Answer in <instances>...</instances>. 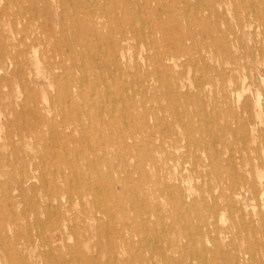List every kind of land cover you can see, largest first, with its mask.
<instances>
[{
  "label": "rangeland",
  "instance_id": "1",
  "mask_svg": "<svg viewBox=\"0 0 264 264\" xmlns=\"http://www.w3.org/2000/svg\"><path fill=\"white\" fill-rule=\"evenodd\" d=\"M131 1L0 0V64L6 65L0 72L1 264H71L77 260L75 264H80L82 258L95 256L99 264H149L146 260L154 258L157 248L151 246L159 244L158 237L168 242L179 239L186 251L196 246L210 249L202 261L182 251H169L172 264H264V0L229 4L219 0ZM115 40H120L118 45ZM55 47L63 53L55 55ZM175 53L173 60H163ZM71 84L76 87L73 92L68 90ZM93 115L97 116L94 127ZM24 173L30 180L20 192ZM51 191L58 201H52L53 211L47 213ZM145 220L150 229L142 223ZM58 225L64 233L54 230ZM130 230L140 235L135 237L133 250L125 245Z\"/></svg>",
  "mask_w": 264,
  "mask_h": 264
},
{
  "label": "bare ground",
  "instance_id": "2",
  "mask_svg": "<svg viewBox=\"0 0 264 264\" xmlns=\"http://www.w3.org/2000/svg\"><path fill=\"white\" fill-rule=\"evenodd\" d=\"M7 1V0H6ZM41 1V0H40ZM68 1V0H67ZM122 1H124V0H122ZM127 0H125V2H126ZM131 1V0H130ZM164 1V0H163ZM189 1V0H188ZM203 1V0H202ZM219 1H221V3H227V4H229V3H231V2H233V0H219ZM242 1V0H241ZM12 2H13V0H12ZM23 2V1H22ZM39 2V1H38ZM42 2H43V0H42ZM41 2V3H42ZM73 2V1H72ZM71 2V3H72ZM85 2V1H84ZM89 2V1H88ZM96 2V1H95ZM132 2V1H131ZM165 2V1H164ZM7 3V2H6ZM8 3H9V1H8ZM24 3V2H23ZM33 2H31V4H32ZM92 3V2H91ZM117 3V2H116ZM151 3V2H150ZM83 4V3H82ZM96 4H97V2H96ZM125 4V3H124ZM196 4V3H195ZM5 5H7V4H3V6H5ZM72 5V4H71ZM90 5V4H89ZM89 5H85L86 7H88ZM91 5H93V4H91ZM103 5H105V3L103 4ZM117 5V4H116ZM138 5V4H137ZM147 5V4H146ZM189 5V4H188ZM36 6V5H35ZM42 6V5H41ZM49 6V5H48ZM62 6V5H61ZM79 6V5H78ZM121 6V5H120ZM204 6H205V4H204ZM259 6V5H258ZM17 7H18V5H17ZM30 7H31V5H30ZM44 7V6H43ZM98 7V6H97ZM105 7V6H104ZM141 7V6H140ZM143 7V6H142ZM195 7V6H194ZM222 7V6H221ZM227 7V6H226ZM62 8V7H61ZM76 8V7H75ZM123 8H125V7H123ZM148 8H149V6H148ZM157 8V7H156ZM4 9V8H3ZM6 9V8H5ZM19 9V8H18ZM136 9V8H135ZM195 9V8H194ZM226 9H228V8H226ZM16 10V9H15ZM14 10V11H15ZM62 10H64V9H62ZM91 10V9H90ZM93 10V9H92ZM91 10V11H92ZM105 9H103V11H104ZM107 10V9H106ZM111 10V9H110ZM127 10H129V9H127ZM139 10V9H138ZM187 10V9H186ZM13 11V12H14ZM21 11V10H20ZM35 11H37V8H36V10ZM50 11V10H49ZM66 11H68L67 9H66ZM95 11V10H94ZM93 11V12H94ZM124 11V10H123ZM147 11H149V9L147 10ZM211 11H213L212 9H211ZM251 11V10H250ZM10 12V11H9ZM111 13H112V11H110ZM133 12V11H132ZM197 12V11H196ZM195 12V13H196ZM228 12V11H227ZM16 13V12H15ZM22 13H23V11H22ZM27 13V12H26ZM64 13V12H63ZM62 13V14H63ZM85 13V12H84ZM95 14H96V12H94ZM101 13V12H100ZM107 13V12H106ZM125 13V12H124ZM131 13V12H130ZM134 13H136V12H134ZM140 13V12H139ZM208 13H209V11H208ZM4 14V13H3ZM12 14V13H11ZM25 14V13H24ZM36 14H37V12H36ZM35 14V15H36ZM69 14V13H68ZM88 14V13H87ZM92 14V13H91ZM94 14V15H95ZM128 14V13H127ZM132 14V13H131ZM157 14V13H156ZM250 14V13H249ZM31 15H32V12H31ZM30 15V16H31ZM40 15H41V13H40ZM49 15V14H48ZM67 15V14H66ZM84 15V14H83ZM86 15V14H85ZM110 15V14H109ZM9 16V15H8ZM23 16V15H22ZM75 16V15H74ZM78 16V15H77ZM91 16V15H90ZM107 16H108V14H107ZM129 16V15H128ZM132 15H130V17H131ZM136 16V15H135ZM150 16V15H149ZM194 16V15H193ZM260 16V15H259ZM52 17V16H51ZM67 17V16H66ZM70 17H71V15H70ZM205 17H207V16H205ZM208 17H209V15H208ZM207 17V18H208ZM261 17V16H260ZM16 18H18V17H16ZM21 18V17H20ZM41 18H42V16H41ZM41 18H39V19H41ZM63 18H64V14H63ZM89 18V17H88ZM93 18V17H92ZM136 18V17H135ZM134 18V19H135ZM139 18V17H138ZM137 18V19H138ZM256 18V17H255ZM255 18H252L253 20L255 19ZM25 19V18H24ZM28 19V18H27ZM77 19V18H76ZM79 19V18H78ZM119 19V18H118ZM130 19V18H129ZM134 19H132L131 20V22L132 21H134ZM143 19V18H142ZM204 19H206V18H204ZM229 19V18H228ZM241 19V18H240ZM240 19H238V20H240ZM2 20V19H1ZM17 20V19H16ZM87 20V19H86ZM94 20V19H93ZM108 20V19H107ZM148 20V19H147ZM201 20H203V19H201ZM77 21V20H76ZM91 21V20H90ZM108 21H112V20H108ZM123 21H125V20H123ZM144 21V20H143ZM143 21H142V23H143ZM27 22H30V21H27ZM37 22V21H36ZM46 22V21H45ZM63 22V21H62ZM93 22V21H92ZM95 22V21H94ZM138 22V21H137ZM172 22H174V21H172ZM178 22H180V21H178ZM191 22V21H190ZM255 22H256V20H255ZM254 22V23H255ZM34 23V22H33ZM42 23V22H41ZM40 23V24H41ZM53 23V22H52ZM66 23V22H65ZM72 23V22H71ZM136 23V22H135ZM139 23V22H138ZM141 23V24H142ZM146 23V22H145ZM176 23V22H175ZM196 23V22H195ZM253 23V24H254ZM13 24H14V22H13ZM17 24V23H16ZM75 24V23H74ZM73 24V25H74ZM101 24H103V23H101ZM130 24V23H129ZM19 25V24H18ZM31 25V24H30ZM35 25V24H34ZM78 25V24H77ZM100 25V24H99ZM152 25H154V24H152ZM172 25V24H171ZM255 25V24H254ZM137 26V25H136ZM141 26H143V25H141ZM192 26H194V25H192ZM221 26V25H220ZM79 28L78 29H80V26H78ZM102 27V26H101ZM113 26H110L109 28H112ZM134 27H135V25H134ZM195 27V26H194ZM211 27V26H210ZM224 27H225V25H224ZM251 27V26H250ZM253 27V26H252ZM16 28V27H15ZM41 28V27H40ZM118 28V27H117ZM123 28H124V26H123ZM122 28V29H123ZM136 28V30L138 29L137 27H135ZM144 28V27H143ZM143 28H142V30H143ZM220 28H222V27H220ZM238 28V27H237ZM256 28H257V26H256ZM255 28V29H256ZM81 29H82V27H81ZM97 28H95V30H96ZM103 29V28H102ZM149 29H150V27H149ZM171 29V28H170ZM195 29V28H194ZM206 29V28H205ZM233 29V28H232ZM235 29V28H234ZM259 28H257V30H258ZM262 29V28H261ZM0 30H1V28H0ZM13 30H16V29H13ZM59 31V30H58ZM64 31V30H63ZM71 31V30H70ZM133 30H131V32H132ZM255 31V30H254ZM260 31V30H259ZM262 31V30H261ZM15 32H17V30L15 31ZM54 32V31H53ZM74 32V31H73ZM101 32V31H100ZM123 32H124V30H123ZM125 32H127V31H125ZM234 32V31H233ZM3 33V32H2ZM91 33V32H90ZM133 33V32H132ZM32 34H33V32H32ZM235 34V33H234ZM3 35V34H2ZM6 35V34H5ZM22 35V34H21ZM90 35V34H89ZM97 35V34H96ZM98 35H100L99 33H98ZM143 35V34H142ZM185 35V34H184ZM20 36V35H19ZM25 36V35H24ZM54 36V35H53ZM72 36H73V34H72ZM75 36V35H74ZM106 36V35H105ZM182 36H183V33H182ZM230 36H232L231 34H230ZM229 36V37H230ZM6 37V36H5ZM30 37H32V36H30ZM107 37V36H106ZM112 37V36H111ZM255 37V36H254ZM264 37V36H263ZM75 38V37H74ZM82 38H84V37H82ZM133 38V37H132ZM185 38V37H184ZM77 39V38H76ZM76 39H74V40H76ZM102 39V38H101ZM100 39V40H101ZM138 39V38H137ZM144 39H145V37H144ZM166 39V38H165ZM229 39V38H228ZM20 40V39H19ZM71 40V39H70ZM78 40H79V38H78ZM84 40V39H83ZM96 40V39H95ZM139 40V39H138ZM255 40H256V38H255ZM1 41V40H0ZM27 40H25V42H26ZM116 42H115V44L116 45H118L119 44V42H120V40H115ZM140 41V40H139ZM184 41V40H183ZM187 41V40H186ZM245 41V40H244ZM20 42V41H19ZM100 42V41H99ZM152 42V41H151ZM255 42V41H254ZM37 43H38V41H37ZM57 43V42H56ZM78 43V42H77ZM83 43V42H82ZM101 43V42H100ZM4 44V43H3ZM64 44V43H63ZM68 44V43H67ZM71 44V43H70ZM69 44V45H70ZM75 44H76V42H75ZM108 44V43H107ZM106 44V45H107ZM145 44V43H144ZM237 44V43H236ZM240 44H242V43H240ZM239 44V45H240ZM101 45V44H100ZM146 45V44H145ZM243 45H244V43H243ZM242 45V46H243ZM255 45V44H254ZM256 45H257V43H256ZM58 46V45H57ZM60 46H62V44H60ZM81 46H83V44L81 45ZM115 46V45H114ZM186 46V45H185ZM212 46V45H211ZM222 46V45H221ZM76 47V46H75ZM100 47V46H99ZM238 47V46H237ZM254 47V46H253ZM8 48V47H7ZM63 48V47H62ZM77 49H78V46L76 47ZM85 48H86V46H85ZM108 48V47H107ZM110 48V47H109ZM239 48V47H238ZM50 49V48H49ZM55 49L56 50H54V52H55V55H61L62 53H63V51H60V48L59 47H55ZM82 49V48H81ZM104 49V48H103ZM188 49V48H187ZM24 50V49H23ZM90 50V49H89ZM99 50V49H98ZM114 50V49H113ZM182 50V49H181ZM217 50V49H216ZM255 50V49H254ZM65 51V50H64ZM83 51V50H82ZM104 51H106L107 52V50H106V48H105V50ZM109 51H111V50H109ZM256 51V50H255ZM255 51H254V53H255ZM13 52V51H12ZM17 52V51H16ZM19 52V51H18ZM27 52V51H26ZM30 53V52H29ZM73 53H75V52H73ZM109 53V52H108ZM107 53V54H108ZM212 53V52H211ZM223 53V52H222ZM23 54V53H22ZM67 54V53H66ZM82 54H83V52H82ZM81 54V55H82ZM105 54V53H104ZM209 54V53H208ZM207 54V55H208ZM258 54V53H257ZM63 55H65V54H63ZM76 55V54H75ZM74 55V56H75ZM106 55V54H105ZM104 55V56H105ZM109 55H111V54H109ZM119 55V54H118ZM176 55H178V54H176L175 53V55H167V57H165L163 60L164 61H171V60H173L174 58H176L177 56ZM259 55V54H258ZM69 56V55H68ZM73 56V55H72ZM95 56V55H94ZM140 56H141V54H140ZM150 56V55H149ZM218 56H220V54L218 55ZM5 57H6V55L3 57V55H2V58H4L5 59ZM19 57V56H18ZM23 57V56H22ZM61 57H63V56H61ZM70 57V56H69ZM254 57H255V55H254ZM258 57V56H257ZM66 58V57H65ZM97 58H98V56H97ZM34 59V58H33ZM54 59V58H53ZM62 59V58H61ZM73 59V58H72ZM135 59H136V57H135ZM157 59V58H156ZM225 58H223V60H224ZM27 60V59H26ZM30 60V59H29ZM32 60V59H31ZM243 60H244V58H243ZM254 60V59H253ZM110 61V60H109ZM121 61V60H120ZM157 61V60H156ZM26 62V61H25ZM90 62H92V61H90ZM148 62V61H147ZM229 62V61H228ZM14 63H16V62H14ZM31 63V62H30ZM41 63V62H40ZM101 63V62H100ZM99 63V64H100ZM104 63H105V61H104ZM155 63V62H154ZM189 63H190V61H189ZM193 63V62H192ZM39 64V63H38ZM62 64V63H61ZM77 64V63H76ZM107 64V63H106ZM120 64V63H119ZM148 64V63H147ZM146 64V65H147ZM172 64V63H171ZM42 65V64H41ZM45 65V64H44ZM92 65V64H91ZM191 65H193V64H190V66ZM36 66V65H35ZM77 66H78V64H77ZM93 66V65H92ZM98 67H99V65H97ZM106 66V65H105ZM224 66V65H223ZM222 66V67H223ZM234 66V65H233ZM263 66H264V63H263ZM5 67H6V65H5V62H2L1 64H0V72L2 71V69H3V71H4V69H5ZM65 67V66H64ZM158 67V66H157ZM213 67V66H212ZM63 68V67H62ZM121 69H122V67H120ZM144 68V67H143ZM193 68V67H192ZM198 68H200V67H198ZM203 68V67H202ZM101 69V68H100ZM125 69V68H124ZM201 69V68H200ZM20 70V69H19ZM23 70H24V68H23ZM92 70H94L95 71V69H92ZM103 70H104V68H103ZM147 70V69H146ZM149 70V69H148ZM171 70V69H170ZM244 70V69H243ZM249 70V69H248ZM14 71V70H13ZM13 71L11 72V73H13ZM21 71V70H20ZM27 71V70H26ZM37 71V70H36ZM65 71V70H64ZM102 71V70H101ZM127 71H128V69H127ZM206 71V70H205ZM39 72V71H38ZM45 72V71H44ZM68 72H70L69 70H68ZM86 72H88V71H86ZM93 72V71H92ZM146 72V71H145ZM32 73V72H31ZM60 74H61V72H59ZM71 74H72V72H70ZM102 73H104L103 71H102ZM109 73H110V71H109ZM130 73V72H129ZM18 74H19V72H18ZM65 74H67V71H66V73ZM87 74V73H86ZM86 74H84V75H86ZM94 74V73H93ZM96 74V73H95ZM201 75H202V73H201ZM240 75V74H239ZM38 76V75H37ZM40 76V75H39ZM102 76V75H101ZM145 76H146V74H145ZM244 76V75H243ZM5 77V76H4ZM10 77V76H9ZM8 77V78H9ZM63 77H65V76H63ZM72 77H73V75H72ZM103 77V76H102ZM106 77V76H105ZM137 77V76H136ZM247 76H245L244 78H246ZM260 77V76H259ZM262 77V76H261ZM88 78V77H87ZM114 78V77H113ZM138 78V77H137ZM143 78V77H142ZM243 78V79H244ZM2 79V78H1ZM57 79H59V78H57ZM121 79V78H120ZM262 79H264V78H262ZM69 80V79H68ZM68 80H67V82H68ZM86 80V79H85ZM89 80V79H88ZM87 80V81H88ZM102 80H104V79H102ZM124 80V79H123ZM142 80V79H141ZM21 81V80H20ZM96 81V80H95ZM100 81V80H99ZM98 81V82H99ZM201 81V80H200ZM225 81V80H224ZM1 82V81H0ZM22 82V81H21ZM82 82V81H81ZM84 82V81H83ZM89 82V81H88ZM101 82V81H100ZM108 82V81H107ZM115 82V81H114ZM133 82V81H132ZM131 82V83H132ZM145 82V81H144ZM176 82V81H175ZM192 82V81H191ZM243 82H244V80H243ZM246 82V81H245ZM49 83V82H48ZM58 83V82H57ZM230 83H232V82H230ZM66 84V83H65ZM105 84V83H104ZM112 84V83H111ZM153 84V83H152ZM174 84V83H173ZM196 84V83H195ZM219 84H222V83H219ZM234 84H237V82H235ZM244 84V83H243ZM242 84V85H243ZM264 84V83H263ZM24 85V84H23ZM22 85V83H21V86H23ZM72 85V84H71ZM101 85V84H100ZM100 85H98V86H100ZM108 85V84H107ZM134 85V84H133ZM239 84H237V86H238ZM250 85V84H249ZM259 85V84H258ZM54 86V85H53ZM106 86V85H105ZM183 86V85H182ZM24 87V86H23ZM38 87V86H37ZM42 87V86H41ZM95 87H97V86H95ZM191 87H192V85H191ZM203 87V86H202ZM210 87V86H209ZM245 87V86H244ZM249 87H251V86H249ZM10 88V87H9ZM17 88V87H16ZM63 88V87H62ZM66 88V87H65ZM90 88V87H89ZM106 88H108V87H106ZM111 88V87H110ZM169 88V87H168ZM179 88V87H178ZM186 88V87H185ZM218 88V87H217ZM220 88V87H219ZM218 88V89H219ZM229 88V87H228ZM227 88V89H228ZM6 89V88H5ZM64 89V88H63ZM74 89H76V87L74 88V86L72 85L71 87L70 86H68V90H71L72 92H73V90ZM93 89V88H92ZM112 89V88H111ZM130 89V88H129ZM62 90V89H61ZM65 90H67V89H65ZM83 90V89H82ZM84 90H86V89H84ZM125 90V89H124ZM135 90V89H134ZM143 90V89H142ZM168 90V89H167ZM188 90V89H187ZM193 90V89H192ZM210 90V89H209ZM246 90V89H245ZM249 90H250V88H249ZM252 90V89H251ZM250 90V91H251ZM40 91V90H39ZM70 91V92H71ZM107 91V90H106ZM137 91V90H136ZM211 91V90H210ZM244 91V90H243ZM65 92V91H64ZM98 92V91H97ZM206 92V91H205ZM247 92V91H246ZM25 93V92H24ZM50 93V92H49ZM59 93V92H58ZM67 93H68V91H67ZM77 93V92H76ZM88 93H90V92H88ZM234 93V92H233ZM242 92H240V94H241ZM11 94V93H10ZM32 94V93H31ZM39 94V93H38ZM63 94V93H62ZM80 94V93H79ZM206 94H207V92H206ZM228 94V93H227ZM231 94H232V91H231ZM253 94V93H252ZM33 95H35V94H33ZM72 95H73V93H72ZM84 95V94H83ZM115 95V94H114ZM126 95V94H125ZM235 95V94H234ZM238 95V94H237ZM48 96V95H47ZM52 96V95H51ZM53 96H55V95H53ZM52 96V97H53ZM59 96V98H60V95H58ZM79 96V95H78ZM95 96V95H94ZM197 96V95H196ZM258 96V95H257ZM57 97V96H56ZM63 97V96H62ZM61 97V98H62ZM82 97V96H81ZM84 97V96H83ZM87 97V96H86ZM109 97V96H108ZM157 97H158V95H157ZM237 97V96H236ZM239 97V96H238ZM36 98V97H35ZM73 98V97H72ZM95 98V97H94ZM111 98H112V96H111ZM116 98H118V97H116ZM197 98V97H196ZM69 99V98H68ZM83 99V98H82ZM97 99V98H96ZM95 99V100H96ZM113 99V98H112ZM215 99V98H214ZM234 99V98H233ZM239 99V98H238ZM24 100V99H23ZM28 100V99H27ZM59 100V99H58ZM61 100V99H60ZM62 100H63V98H62ZM90 100H91V97H90ZM94 100V99H93ZM31 101V100H30ZM35 101H36V99H35ZM76 101H77V99H76ZM103 101V100H102ZM121 101V100H120ZM130 101V100H129ZM185 101V100H184ZM233 101V100H232ZM33 102H34V99H33ZM84 102V101H83ZM88 102V101H87ZM104 102V101H103ZM238 102V101H237ZM35 103H37V102H34V104ZM61 103V102H60ZM126 102H124V104H125ZM21 104V103H20ZM23 104H25V103H23ZM78 104H79V102H78ZM93 104V103H92ZM95 104H96V101H95ZM115 104V103H114ZM205 104V103H204ZM65 105V104H64ZM66 105H67V101H66ZM77 105V104H76ZM90 105V104H89ZM104 105V104H103ZM218 105H219V103H218ZM21 106V105H20ZM23 106V105H22ZM30 107H31V105H29ZM68 106V105H67ZM72 106H74V105H72ZM84 106H86V105H84ZM84 106H82V108L84 107ZM107 106H109L108 104H107ZM225 106V105H224ZM230 106V105H229ZM252 106V105H251ZM28 107V106H27ZM39 107V106H38ZM57 107V106H56ZM58 107H59V104H58ZM68 107H70V106H68ZM81 107V106H80ZM87 107H88V105H87ZM116 107V106H115ZM260 107V106H259ZM22 108H24V107H22ZM32 108V107H31ZM30 108V109H31ZM62 108H63V106H62ZM65 108V107H64ZM102 108H103V106H102ZM139 108V107H138ZM250 108H252V107H250ZM40 109V108H39ZM60 109V108H59ZM69 109V108H68ZM101 109V108H100ZM100 109H98V110H100ZM109 109H111V108H108V110ZM178 109V108H177ZM176 109V111H178ZM256 109V108H255ZM17 110V109H16ZM54 110V109H53ZM66 110V109H65ZM83 110V109H82ZM85 110V109H84ZM97 110V111H98ZM130 110V109H129ZM191 110V109H190ZM259 110H261V109H259ZM20 111H21V109H20ZM24 111H25V109H24ZM40 111V110H39ZM61 111V110H60ZM69 111V110H68ZM89 112H90V110H88ZM87 111V112H88ZM94 111V110H93ZM97 111H95V112H97ZM126 111H128V110H126ZM161 111V110H160ZM207 111V110H206ZM70 112V111H69ZM68 112V114H70ZM80 112V111H79ZM86 112V113H87ZM100 112H101V110H100ZM261 112V111H260ZM22 113H23V111H22ZM110 113V112H109ZM184 113V112H183ZM1 114V113H0ZM25 114V113H24ZM40 114H41V112H40ZM55 114V113H54ZM98 114V113H97ZM108 114V113H107ZM169 114V113H168ZM91 115V114H90ZM90 115H88L89 117H91ZM179 115V114H178ZM263 115V114H262ZM262 115H260V116H262ZM16 116V115H15ZM44 116V115H43ZM54 116V115H53ZM59 116H60V114H59ZM62 116V115H61ZM118 116V115H117ZM35 117L37 118V116L35 115ZM42 117V116H41ZM72 117H73V115H72ZM82 117V116H81ZM86 117H87V115H86ZM145 117H148V115L146 114V116ZM250 117H251V115H250ZM78 118V117H77ZM103 118V117H102ZM252 118V117H251ZM45 119V118H44ZM66 119V118H65ZM94 119H97V116H94L93 115V117H92V120L90 121L91 122V125H92V127H94L95 126V122H94ZM122 119V118H121ZM142 119H144V117L142 118ZM1 120V119H0ZM46 120V119H45ZM69 120V119H68ZM72 120V119H71ZM76 120V119H75ZM78 120V119H77ZM89 120V119H88ZM106 120V119H105ZM110 120V119H109ZM117 120H119V119H117ZM199 120V119H198ZM23 121V120H22ZM64 121V120H63ZM74 121V120H73ZM111 121V120H110ZM235 121H237V120H235ZM248 121V120H247ZM29 122V121H28ZM31 122V121H30ZM42 122V121H41ZM68 122V121H67ZM83 121L81 120V123H82ZM175 122V121H174ZM196 122V121H195ZM251 122H252V120H251ZM10 123V122H9ZM55 123V122H54ZM53 123V124H54ZM106 123V122H105ZM108 123V122H107ZM209 123V122H208ZM16 124V123H15ZM18 124V123H17ZM39 124V123H38ZM50 124V123H49ZM79 124V123H78ZM119 124V123H118ZM123 124V123H122ZM246 124H248V123H246ZM70 125V124H69ZM80 125H82V124H80ZM106 125V124H105ZM104 125V126H105ZM114 125V124H113ZM235 125V124H234ZM244 125V124H243ZM252 125V124H251ZM256 125V124H255ZM52 126H54V125H52ZM108 126H109V124H108ZM115 126V125H114ZM119 126H121V125H119ZM201 126V125H200ZM236 126H238V125H236ZM248 126V125H247ZM257 126V125H256ZM20 127V126H19ZM61 127H63V126H61ZM78 127V126H77ZM232 127V126H231ZM254 127V126H253ZM25 129H26V127H24ZM30 128V127H29ZM35 128V127H34ZM52 128H54V127H52ZM71 128V127H70ZM82 128V127H81ZM102 128H105V127H102ZM209 128V127H208ZM207 128V129H208ZM212 128H213V126H212ZM220 128H222V127H220ZM51 129V128H50ZM82 129H84V128H82ZM85 129H87V128H85ZM94 129V128H93ZM96 129V128H95ZM179 129H180V127H179ZM245 129V128H244ZM248 129V128H247ZM14 130V129H13ZM57 130V129H56ZM113 130V129H112ZM118 130V129H117ZM176 129L174 128V131H175ZM210 130H211V128H210ZM213 130H214V128H213ZM252 130V129H251ZM8 131V130H7ZM44 131V130H43ZM52 131V130H51ZM55 131V130H54ZM59 130H57V132H58ZM65 131V130H64ZM63 131V132H64ZM87 131H88V129H87ZM92 131V130H91ZM161 131V130H160ZM235 131V130H234ZM9 133H10V129H9V131H8ZM66 132V131H65ZM103 132V131H102ZM209 132H211V131H209ZM221 132H222V130H221ZM238 132V131H237ZM17 133H19V132H17ZM55 133V132H54ZM69 133V132H68ZM118 134H119V131L117 132ZM128 133V132H127ZM183 134H184V132H182ZM218 133V132H217ZM252 133V132H251ZM250 133V134H251ZM8 134V133H7ZM20 134V133H19ZM28 134V133H27ZM51 134V133H50ZM87 134V133H86ZM89 134H90V132H89ZM111 134V133H110ZM109 134V135H110ZM113 134H115V133H113ZM118 134H115V136H117ZM126 134V133H125ZM152 134V133H151ZM211 134V133H210ZM29 135H31V134H29ZM61 135V134H60ZM59 135V136H60ZM92 135V134H91ZM181 135V134H180ZM188 135V134H187ZM217 135V134H216ZM238 135V134H237ZM241 135H242V133H241ZM32 136V135H31ZM65 136H67V135H65ZM88 136V135H87ZM94 136V135H93ZM114 136V137H115ZM132 136V135H131ZM206 136V135H205ZM236 136V135H235ZM239 136V135H238ZM248 136V135H247ZM250 136V135H249ZM248 136V137H249ZM14 137V136H13ZM41 137V136H40ZM55 137V136H54ZM53 137V138H54ZM70 137H71V135H70ZM74 137V136H73ZM76 137V136H75ZM89 137H91V136H89ZM157 137V136H156ZM218 137V136H217ZM256 137V136H255ZM38 138V137H37ZM98 138H99V136H98ZM103 138V137H102ZM107 138V137H106ZM121 138V137H120ZM123 138V137H122ZM245 137H243V139H244ZM42 139H43V137H42ZM52 139V138H51ZM230 139V138H229ZM259 139V138H258ZM35 140H37L36 138H35ZM66 140V139H65ZM72 140V139H71ZM78 141H79V139H77ZM97 140V139H96ZM103 140V139H102ZM168 140V139H167ZM215 140V139H214ZM246 140V139H245ZM264 140V139H263ZM46 141V140H45ZM49 141V140H48ZM88 141H90V140H88ZM93 141V140H92ZM198 141V140H197ZM204 141V140H203ZM218 141V140H217ZM255 141H256V139H255ZM23 142V141H22ZM41 142H43V141H41ZM57 142V141H56ZM66 142H67V140H66ZM69 142V141H68ZM81 142V141H80ZM95 142V141H94ZM97 142V141H96ZM103 142V141H102ZM123 142V141H122ZM158 142V141H157ZM259 142V141H258ZM59 143V142H58ZM83 143V142H82ZM89 143V142H88ZM100 143V142H99ZM98 143V144H99ZM183 143V142H182ZM191 143H193V145L196 147V146H200L201 144H198L196 141L194 142H192L191 141ZM204 143V142H203ZM202 143V144H203ZM215 143H217V142H215ZM219 143V142H218ZM253 143V142H252ZM62 144V143H61ZM70 144V143H69ZM68 144V145H69ZM167 144V143H166ZM213 144V143H212ZM45 145V144H44ZM43 145V146H44ZM80 145V144H79ZM89 145V144H88ZM97 145V144H96ZM144 145V144H143ZM146 145V144H145ZM264 145V144H263ZM46 147H47V145H45ZM44 146V147H45ZM49 146V145H48ZM51 147H52V145H50ZM70 146V145H69ZM76 146V145H75ZM85 146V145H84ZM178 146H180V145H178ZM204 146V145H203ZM244 146V145H243ZM259 146V145H258ZM58 147V146H57ZM104 147V146H103ZM127 147V146H126ZM187 147V146H186ZM200 147H202V146H200ZM205 147H207V146H205ZM39 148V147H38ZM37 148V149H38ZM61 148V147H60ZM66 148V147H65ZM97 148H99V147H97ZM101 148V147H100ZM131 148V147H130ZM182 148V147H181ZM180 148V149H181ZM208 148V147H207ZM245 148V147H244ZM248 148V147H247ZM18 149V148H17ZM23 149V148H22ZM51 149V148H50ZM76 149H77V147H76ZM81 149V148H80ZM79 148L77 149V151L78 150H80ZM91 149V148H90ZM174 149V148H173ZM177 149V148H176ZM253 149V148H252ZM39 150H40V148H39ZM44 150V149H43ZM63 150V149H62ZM68 150V149H67ZM73 150V149H72ZM71 150V151H72ZM84 150V149H83ZM98 150H100V149H98ZM139 150H141V149H139ZM187 150H188V148H187ZM14 151V150H13ZM61 151V150H60ZM70 151V150H69ZM81 151V150H80ZM105 151V150H104ZM182 151V150H181ZM233 151V150H232ZM257 151V150H256ZM7 152V151H6ZM53 152V151H52ZM51 152V153H52ZM63 152H66L65 150L63 151ZM68 152V151H67ZM100 152V151H99ZM178 152V151H177ZM262 152H264V151H262ZM23 153V152H22ZM31 153V152H30ZM79 153V152H78ZM92 153H94V152H92ZM105 153V152H104ZM232 153V152H231ZM239 153H241V151L239 152ZM239 153H237V154H239ZM64 154V153H63ZM69 154V153H68ZM72 154V153H71ZM77 154V153H76ZM96 154V153H95ZM204 154H205V152H204ZM25 155V154H24ZM75 155V154H74ZM86 155V154H85ZM85 155H83V156H85ZM257 155V154H256ZM19 156H20V154H19ZM62 156V155H61ZM89 156V155H88ZM21 157V156H20ZM24 157V156H23ZM42 157H43V155H42ZM54 157H56V156H54ZM60 157V156H59ZM133 157V156H132ZM241 157V156H240ZM27 158V157H26ZM29 158V157H28ZM41 158V157H40ZM44 158V157H43ZM53 158V157H52ZM61 158V157H60ZM99 158V157H98ZM111 158V157H110ZM109 158V159H110ZM216 158V157H215ZM10 159V158H9ZM24 159V158H23ZM38 159V158H37ZM51 159V158H50ZM65 159V158H64ZM66 159H69V158H66ZM85 160H86V158H84ZM232 159H234V158H232ZM241 159V158H240ZM30 160H32V159H30ZM39 160V159H38ZM52 160V159H51ZM58 160V159H57ZM63 160V159H62ZM70 160H73V159H70ZM185 160V159H184ZM243 160V159H242ZM24 161V160H23ZM41 161H42V159H41ZM64 161V160H63ZM94 161V160H93ZM187 161V160H186ZM220 161V160H219ZM9 162V161H8ZM17 162H18V159H17ZM37 162V161H36ZM46 162H48V161H46ZM45 162V163H46ZM72 162V161H71ZM94 162H96V161H94ZM100 162V161H99ZM103 162V161H102ZM109 162V161H108ZM30 163V162H29ZM51 163H52V161H51ZM88 163V162H87ZM91 163V162H90ZM197 163H198V161H197ZM25 164V163H24ZM36 164V163H35ZM48 164V163H47ZM54 164V163H53ZM57 164V163H56ZM66 164V163H65ZM69 164H70V162H69ZM89 164V163H88ZM183 164V163H182ZM215 164H217V163H215ZM11 165V164H10ZM26 165V164H25ZM30 165V164H29ZM46 165V164H45ZM52 165V164H51ZM50 165V166H51ZM71 165V164H70ZM148 165V164H147ZM150 165V164H149ZM186 165V164H185ZM184 165V166H185ZM210 165V164H209ZM249 165V164H248ZM37 166V165H36ZM56 166V165H55ZM117 166V165H116ZM247 166V165H246ZM263 166V165H262ZM25 167V166H24ZM98 167V166H97ZM196 167V166H195ZM204 167V166H203ZM202 167V168H203ZM29 169H30V166L28 167ZM49 168V167H48ZM63 168V167H62ZM102 168V167H101ZM131 168V167H130ZM199 168H201V167H199ZM21 169H23V168H21ZM20 169V170H21ZM32 169H33V167H32ZM43 169V168H42ZM50 169H52V168H50ZM49 169V170H50ZM55 169V168H54ZM60 169V168H59ZM103 169V168H102ZM116 169H117V167H116ZM119 169V168H118ZM117 169V170H118ZM257 169V168H256ZM28 170V169H27ZM38 169H36V171H37ZM47 170V169H46ZM186 170V169H185ZM193 170V169H192ZM191 170V171H192ZM203 170H205V169H203ZM250 170V169H249ZM14 171V170H13ZM29 171V170H28ZM35 171V170H34ZM53 171V170H52ZM56 171V170H55ZM58 171V170H57ZM67 171V170H66ZM171 171H173V170H171ZM210 171V170H209ZM260 171V173H262L261 172V170H259ZM21 172V171H20ZM45 172V171H44ZM60 172V171H59ZM69 172V171H68ZM76 172V171H75ZM90 172V171H89ZM125 172V171H124ZM193 172V171H192ZM28 173V172H27ZM33 173V172H32ZM37 173H39V172H37ZM41 173V172H40ZM46 173V172H45ZM50 173V172H49ZM58 173V172H57ZM71 173V172H70ZM82 173V172H81ZM111 173V172H110ZM109 173V174H110ZM63 174H64V172H63ZM114 174V173H113ZM126 174V173H125ZM247 174H249V173H247ZM257 174V173H256ZM42 175V174H41ZM61 175H62V173H61ZM38 176V175H37ZM45 176V175H44ZM51 176H53V175H51ZM63 176V175H62ZM64 176H66V175H64ZM107 176V175H106ZM118 176V175H117ZM250 176V175H249ZM259 176V175H258ZM262 176V175H261ZM264 176V175H263ZM35 177V176H34ZM42 177H43V175H42ZM55 177H56V175H55ZM77 177V176H76ZM95 177V176H94ZM121 177V176H120ZM182 177V176H181ZM260 177V176H259ZM258 177V178H259ZM9 178V177H8ZM15 178V177H14ZM22 178V180H21V186L19 187L18 186V190L20 191V192H23V186H24V184L26 183V182H28L29 180H30V176L28 175V174H26V173H24L23 174V177H21ZM44 178V177H43ZM48 178V177H47ZM70 178H71V176H70ZM73 178V177H72ZM80 178H81V176H80ZM177 178V177H176ZM208 178V177H207ZM206 178V179H207ZM251 178V177H250ZM49 179H51V178H49ZM64 179V178H63ZM124 179V178H123ZM188 179V178H187ZM205 179V178H204ZM212 179V178H211ZM216 179V178H215ZM40 180V179H39ZM45 180V179H44ZM86 180H88V178L86 179ZM161 180V179H160ZM199 180V179H198ZM197 180V181H198ZM208 180H210V179H208ZM213 180V179H212ZM43 181V180H42ZM81 181H85V180H81ZM108 181V180H107ZM190 181H191V179H190ZM189 181V182H190ZM200 181V180H199ZM216 181H218V180H216ZM238 181V180H237ZM17 182V181H16ZM44 182V181H43ZM115 182V181H114ZM188 182V181H187ZM193 182V181H192ZM209 182V181H208ZM210 182H212V181H210ZM29 183V182H28ZM38 183V182H37ZM49 183V182H48ZM50 183H52V182H50ZM81 183V182H80ZM205 183V182H204ZM207 183V182H206ZM239 183V182H238ZM261 183H262V181H261ZM43 184V183H42ZM70 184V183H69ZM72 184V183H71ZM117 184H119V183H117ZM10 185V184H9ZM121 185V184H120ZM188 185V184H187ZM212 184H210V186H211ZM12 186V185H11ZM44 186H46V185H44ZM56 186H57V184H56ZM79 185H77V187H78ZM83 186H84V184H83ZM49 187V186H48ZM96 187H97V185H96ZM102 188V187H101ZM105 188V187H104ZM115 188V187H114ZM124 188V187H123ZM239 188H240V186H239ZM2 189H3V186H2ZM25 189V188H24ZM70 189V188H69ZM131 189V188H130ZM71 190V189H70ZM70 190H67V191H70ZM79 190V189H78ZM81 190V189H80ZM94 190V189H93ZM240 190V189H239ZM254 190V189H253ZM7 191H8V189H7ZM89 191H90V189H89ZM105 190H103V192H104ZM122 191V190H121ZM126 193H127V191H126V189L124 190ZM217 191V190H216ZM36 192V191H35ZM52 192V191H51ZM51 192H50V194H51ZM66 192V191H65ZM82 193H83V191H81ZM92 192V191H91ZM106 192H107V190H106ZM105 192V193H106ZM112 192V191H111ZM123 192V191H122ZM188 192H189V190H188ZM195 192V191H194ZM261 192V191H260ZM4 193V192H3ZM117 193V192H116ZM139 193V192H138ZM169 193V192H168ZM207 193V192H206ZM256 193V192H255ZM5 194V193H4ZM52 196H50L51 198H50V202L51 203H49V204H47L46 206H45V212H47V213H49V212H51V211H53V208H52V201H58V199H57V195H56V192L55 193H53L52 192ZM69 194H71V193H69ZM68 194V195H69ZM92 194V193H91ZM100 194V193H99ZM104 194V193H103ZM170 194V193H169ZM208 194V193H207ZM262 194V193H261ZM74 195V194H73ZM88 195V194H87ZM105 195V194H104ZM110 195V194H109ZM123 195H124V192H123ZM165 195V194H164ZM201 195V194H200ZM239 195H242L241 193H239ZM8 196V195H7ZM12 196V195H11ZM32 196V195H31ZM78 196H80V194L78 195ZM99 196V195H98ZM97 196V197H98ZM113 196V195H112ZM139 196V195H138ZM173 196V195H172ZM202 196V195H201ZM214 196V195H213ZM262 196V195H261ZM63 197V196H62ZM72 196H70V198H71ZM74 197V196H73ZM96 197V196H95ZM107 197V196H106ZM205 197V196H204ZM233 197V196H232ZM2 198V197H1ZM6 198V197H5ZM66 198V197H65ZM64 198V199H65ZM84 198V197H83ZM82 198V199H83ZM210 198V197H209ZM62 199V198H61ZM76 199V198H75ZM101 199V198H100ZM118 199V198H117ZM142 199V198H141ZM226 199H227V197H226ZM8 200V199H7ZM99 200V199H98ZM113 200V199H112ZM147 200H148V198H147ZM213 200V199H212ZM24 201H26V200H24ZM95 202H96V200H94ZM111 201V200H110ZM115 201V200H114ZM128 201V200H127ZM183 201V200H182ZM195 201H197V200H195ZM262 201V200H261ZM94 202V203H95ZM113 202V201H112ZM126 202V201H125ZM130 202V201H129ZM185 202V201H184ZM183 202V203H184ZM213 202V201H212ZM218 202V201H217ZM263 203H264V201H262ZM84 203V202H83ZM82 203V204H83ZM97 203L99 204V202L97 201ZM128 203V202H127ZM126 203V204H127ZM142 203H143V201H142ZM141 203V204H142ZM245 203H246V201H245ZM255 203H256V201H255ZM11 204H12V202H11ZM71 204V203H70ZM85 204V203H84ZM119 204V203H118ZM132 204V203H131ZM146 204V203H145ZM226 204H228V203H226ZM236 204V203H235ZM253 204V203H252ZM33 205V204H32ZM116 205V204H115ZM183 205V204H182ZM196 205V204H195ZM241 205V204H240ZM244 205V204H243ZM250 205V204H249ZM54 206V205H53ZM97 207H99V206H102V204L101 205H96ZM104 206H105V204H104ZM187 206H189V205H187ZM186 206V207H187ZM207 206H208V204H207ZM245 206V205H244ZM137 207V206H136ZM141 207V206H140ZM139 207V208H140ZM209 207V206H208ZM211 207H212V205H211ZM230 207H232V206H230ZM13 208V207H12ZM26 208V207H25ZM56 208V207H55ZM100 208V207H99ZM106 208H107V206H106ZM108 208H110V207H108ZM252 208V207H251ZM254 208L255 207H253V210H254ZM14 209V208H13ZM57 209V208H56ZM134 209V208H133ZM142 209V208H141ZM188 209V208H187ZM186 209V210H187ZM211 209V208H210ZM212 209H215V208H213L212 207ZM212 209H211V211H212ZM247 209V208H246ZM1 210H2V208H1ZM36 210V209H35ZM34 210V211H35ZM100 210H101V208H100ZM103 210V209H102ZM101 210V211H102ZM105 210V209H104ZM103 210V211H104ZM128 210V209H127ZM131 210H132V208H131ZM139 210V209H138ZM146 210V209H145ZM149 210V209H148ZM185 210V211H186ZM189 211V213H190V208L188 209ZM256 210V209H255ZM9 211V210H8ZM24 211V210H23ZM59 212H62L61 211V209L60 210H58ZM102 211V213L103 214H106V211H104L103 212ZM110 211V213L109 214H111V210H109ZM211 211H209V213L211 212ZM10 212V211H9ZM14 212V211H13ZM25 212V211H24ZM23 212V213H24ZM107 212H108V210H107ZM254 212V211H253ZM147 213H149V211L147 212ZM188 213V214H189ZM212 213V212H211ZM222 213V212H221ZM251 213V212H250ZM256 213V212H255ZM9 214V213H8ZM136 214H138V213H136ZM144 214V212L142 213V215ZM237 214V213H236ZM263 214V213H262ZM25 215V214H24ZM32 215V214H31ZM30 215V216H31ZM61 215V214H60ZM150 215V214H149ZM159 215V214H158ZM29 216V215H28ZM54 216V215H53ZM96 216V215H95ZM189 216V215H188ZM243 216H245V215H243ZM262 216V215H261ZM261 216H260V218H261ZM144 217V216H143ZM155 217V216H154ZM223 217V216H222ZM256 217V216H255ZM96 218H97V216H96ZM111 218V217H110ZM132 218V217H131ZM153 218V217H152ZM190 218V217H189ZM204 218V217H203ZM225 218V217H224ZM149 219V218H148ZM160 219H161V217H160ZM185 219V218H184ZM216 219H218V218H216ZM251 219V218H250ZM130 220V219H129ZM143 220V219H142ZM147 220V219H146ZM146 220L145 221H142V223L148 228V229H150V223H148V222H146ZM208 220V219H207ZM225 220V219H224ZM242 220V219H241ZM56 221V220H55ZM64 221V220H63ZM66 221H69V219L68 220H66ZM185 221V220H184ZM229 221V220H228ZM255 221V220H254ZM3 222V221H2ZM53 222V221H52ZM116 222V221H115ZM215 222V221H214ZM218 222V221H217ZM223 222H225V221H220V223H223ZM30 222L28 221V224H29ZM127 224H128V222H126ZM155 223V222H154ZM245 223V222H244ZM262 223V222H261ZM52 224V223H51ZM83 224H85V222L83 223ZM102 224V223H101ZM115 224V223H114ZM256 224V223H255ZM30 225V224H29ZM75 225V224H74ZM108 225V224H107ZM164 225V224H163ZM175 225V224H174ZM207 225V224H206ZM76 226V225H75ZM127 226V225H126ZM130 226H132L131 224H130ZM188 226V225H187ZM262 226H263V224H262ZM2 227V226H1ZM4 227V226H3ZM61 226L60 225H58V226H56L55 227V229L54 230H60L59 232L60 233H62L63 232V230H62V228H60ZM65 227L66 228H68L69 229V227L70 226H68V224L67 225H65ZM113 227V226H112ZM112 227L109 229L110 231H113V229H112ZM122 227H123V224H122ZM128 227V226H127ZM126 227V228H127ZM172 227H174V226H172ZM201 227V226H200ZM255 227V226H254ZM71 228V227H70ZM98 228V227H97ZM114 228V227H113ZM236 228H237V226H236ZM251 228H253V227H251ZM51 229H52V227H51ZM108 229V228H107ZM121 229V228H120ZM122 229H124V228H122ZM138 229V228H137ZM173 229V228H172ZM30 230V229H29ZM108 230V231H109ZM197 230V229H196ZM264 230V229H263ZM50 231H52V230H50ZM79 231V230H78ZM118 231V230H117ZM203 231V230H202ZM211 231V230H210ZM73 232H75V231H73ZM101 232V230L99 231V233ZM166 232V231H165ZM5 233H7V232H5ZM23 233V232H22ZM29 233H30V231H29ZM64 233V232H63ZM113 233V232H112ZM203 233V232H202ZM219 233V232H218ZM247 233H248V231H247ZM211 234V233H210ZM18 235H20V234H18ZM18 235H17V237H18ZM30 235V234H29ZM101 235V234H100ZM99 235V236H100ZM130 238H129V240H126V242H125V245H126V247H127V249L128 250H133L134 248H136L135 247V245H134V243H136L135 241V237L136 238H139L140 237V235L139 234H135V232H132V230H130ZM2 236V235H1ZM208 236V235H207ZM247 236H248V234H247ZM8 237V236H7ZM75 237V236H74ZM108 236H106V238H107ZM150 237V236H149ZM151 237H153V236H151ZM197 238V237H196ZM216 238H219V237H216ZM228 238V237H227ZM248 238V237H247ZM33 239V238H32ZM72 239V238H71ZM86 239V238H85ZM107 239H109V238H107ZM152 239V241L154 240V238H151ZM9 240V239H8ZM110 240V239H109ZM194 240V239H193ZM212 240V239H211ZM210 240V241H211ZM219 240V239H218ZM28 241V240H27ZM30 241V240H29ZM157 242L159 243L157 246H151V249L153 250V248L155 247V248H157V249H155L154 251H153V253H154V255L155 256H153L154 258H152V261H151V259H147L146 260V262H148L149 264H172L173 263V259L170 257V256H168V254H169V251H170V253H178V252H181L182 251V254H185V255H189V256H196V257H199V258H201V261H202V259H204V254L205 253H208V252H206V251H208V250H210V249H208L206 246V248L204 247V248H198L197 246L196 247H191V249L189 250V251H186V250H184V248H183V246L181 245V242L182 241H180L179 239L178 240H175V241H173L172 240V242L170 241V242H168V240L165 238V237H158L157 238ZM101 243V242H100ZM110 243V242H109ZM144 243V242H143ZM149 243V242H148ZM153 243V242H152ZM169 243V244H168ZM195 243V242H194ZM215 243V242H214ZM27 244V243H26ZM50 244V243H49ZM69 244V243H68ZM184 244V243H183ZM4 245V244H3ZM14 245V244H13ZM15 245H17V244H15ZM41 245H42V243H41ZM51 245V244H50ZM109 245V244H108ZM114 245V244H113ZM193 245V244H192ZM205 245V244H204ZM244 245V244H243ZM255 245H256V243H255ZM8 246V245H7ZM29 246V245H28ZM80 246V245H79ZM99 246V245H98ZM141 246V245H140ZM143 246H145V245H142V247ZM68 247V246H67ZM114 247V249H115V246H113ZM113 247H111L112 248V250H113ZM148 247H149V245H148ZM147 247V248H148ZM211 247V246H210ZM216 247V246H215ZM5 248V247H4ZM7 248V247H6ZM51 248V247H50ZM81 248V247H80ZM138 248H139V245H138ZM145 248V247H144ZM7 249H11V248H7ZM101 249V248H100ZM221 249V248H220ZM234 249V248H233ZM99 250V249H98ZM111 250V249H110ZM216 250H217V248H216ZM222 250V249H221ZM45 251V250H44ZM58 251V250H57ZM73 251V250H72ZM76 251H78V250H76ZM114 251V250H113ZM112 251V252H113ZM213 251H215V250H213ZM212 252V251H211ZM8 253V252H7ZM45 253H47V251L45 252ZM73 253V252H72ZM71 253V254H72ZM76 253V252H75ZM136 253V252H135ZM98 254V253H97ZM96 254V255H97ZM100 254V253H99ZM132 254V253H131ZM49 255H50V253H49ZM60 255V254H59ZM79 255V254H78ZM136 255H137V253H136ZM51 256V255H50ZM53 256V255H52ZM65 256V255H64ZM74 256V255H73ZM76 256H77V254H76ZM111 256V255H110ZM132 256H134V255H132ZM207 256V255H206ZM205 256V257H206ZM238 256V255H237ZM8 257H9V255H8ZM20 257H21V255H20ZM72 257V256H71ZM80 257V256H79ZM112 257V256H111ZM225 257V256H224ZM73 258V257H72ZM71 258V259H72ZM78 258V257H77ZM76 258V259H77ZM95 258H96V256H95ZM95 258H90V257H84V258H82V260H81V262H80V264H99L96 260H95ZM114 258H116V256L114 257ZM113 258V259H114ZM155 258H156V261H155ZM23 259V258H22ZM29 259V258H28ZM61 259V258H60ZM65 259H67V258H65ZM109 259V258H108ZM128 259V258H127ZM206 259V258H205ZM218 259V258H217ZM19 260V259H18ZM51 260V259H50ZM57 260V259H56ZM70 260V259H69ZM69 260H67V261H69ZM73 260V259H72ZM20 261V260H19ZM30 261V260H29ZM28 261V262H29ZM52 261V260H51ZM77 261H79V260H77ZM77 261H75L76 263H77ZM137 261V260H136ZM143 260H139L138 262L140 263V262H142ZM238 261V260H237ZM27 262V261H26ZM25 262V263H26ZM75 262H73V263H71V264H75ZM111 262V261H110ZM129 262V261H128ZM180 262V261H179ZM2 263V260H1V256H0V264ZM66 263V262H65ZM106 263H107V261H106ZM136 262H134V264H135ZM208 263V262H207ZM237 263V262H236ZM19 264H22L21 262L19 263ZM58 264H64V262H59ZM78 264H79V262H78Z\"/></svg>",
  "mask_w": 264,
  "mask_h": 264
}]
</instances>
